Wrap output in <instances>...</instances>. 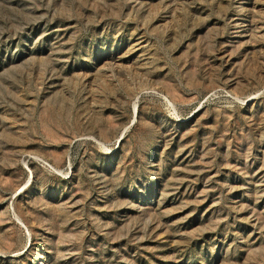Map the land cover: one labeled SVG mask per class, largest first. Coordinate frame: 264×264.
<instances>
[{
	"label": "rangeland",
	"instance_id": "1",
	"mask_svg": "<svg viewBox=\"0 0 264 264\" xmlns=\"http://www.w3.org/2000/svg\"><path fill=\"white\" fill-rule=\"evenodd\" d=\"M0 264H264V0H0Z\"/></svg>",
	"mask_w": 264,
	"mask_h": 264
}]
</instances>
